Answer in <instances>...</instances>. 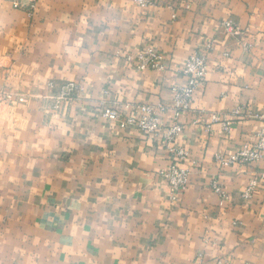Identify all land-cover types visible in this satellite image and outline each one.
<instances>
[{
  "label": "crops",
  "instance_id": "0c3cea01",
  "mask_svg": "<svg viewBox=\"0 0 264 264\" xmlns=\"http://www.w3.org/2000/svg\"><path fill=\"white\" fill-rule=\"evenodd\" d=\"M15 2L27 5L0 0V99L12 100L0 103V264H264V159L215 160L264 128V0H37L31 16ZM146 48L162 71L125 60ZM193 53L206 56L207 74L178 120L171 147L184 159L162 132L102 118L104 108L138 119L143 105H167ZM48 82L82 92L55 111ZM236 109L229 135L205 129L210 114ZM158 118L172 123L169 111ZM174 163L189 176L171 203L159 172Z\"/></svg>",
  "mask_w": 264,
  "mask_h": 264
},
{
  "label": "built area",
  "instance_id": "2783aa9c",
  "mask_svg": "<svg viewBox=\"0 0 264 264\" xmlns=\"http://www.w3.org/2000/svg\"><path fill=\"white\" fill-rule=\"evenodd\" d=\"M37 0H27V5L21 7L19 3L15 2L13 7L16 9H23L28 16L33 14ZM140 8L158 7L161 5V0H133ZM224 29L232 36L239 35V31L229 22L224 23ZM125 60L128 63H134V67L139 72L144 71H162L163 58L162 56L151 48H146L137 53L133 59L127 55ZM179 73L186 79L183 86L171 88V101L167 105H143L139 109L141 115L138 119L123 118L120 110L114 107L104 108L101 116L110 121H118L121 125H132L138 128L142 133L151 136L162 132V140L165 143L169 152L176 160L185 158V153L180 149L171 147L180 133L183 131V126L178 123L181 114L190 110V102L194 95L196 88L204 81L207 74V59L203 54H191L185 64L180 68ZM82 92L80 84L75 82H48L46 84V94L44 99L51 102V108L58 111L60 108L76 101ZM105 94V93H104ZM4 100H11L10 96H5ZM169 111L171 112L172 123L168 127H164L159 122V114ZM248 115V114H247ZM240 117V110L236 109L229 114H210L209 124H204L207 131L211 130L212 125H220L222 133L229 135L232 127L231 118ZM248 117H250L248 115ZM264 120V115L259 116ZM197 122V121H196ZM199 122V121H198ZM264 159V128H262L256 135L253 144H245L236 153L229 156L217 155L216 162L221 167L230 166H252ZM159 176L167 183L168 186V201L171 203L177 202L178 198L185 191L188 184V170L179 168L176 163L170 165L167 169L161 170ZM257 182L251 180L244 190L242 197L249 199L256 187ZM211 188L216 196L221 199H227L228 196L225 190L217 183L213 182ZM220 264V263H218Z\"/></svg>",
  "mask_w": 264,
  "mask_h": 264
},
{
  "label": "clouds",
  "instance_id": "9594fccd",
  "mask_svg": "<svg viewBox=\"0 0 264 264\" xmlns=\"http://www.w3.org/2000/svg\"><path fill=\"white\" fill-rule=\"evenodd\" d=\"M44 112L47 114L48 112H49V109L48 108H45L44 109ZM5 119H7V116L5 117ZM57 116L56 115H52V117H51V121H52V123H56L57 122ZM42 134V133H41Z\"/></svg>",
  "mask_w": 264,
  "mask_h": 264
},
{
  "label": "rangeland",
  "instance_id": "374dc122",
  "mask_svg": "<svg viewBox=\"0 0 264 264\" xmlns=\"http://www.w3.org/2000/svg\"><path fill=\"white\" fill-rule=\"evenodd\" d=\"M11 101H12V100H10V101H9V100H6V101H5L4 98H3V99H0V103H8V102H11Z\"/></svg>",
  "mask_w": 264,
  "mask_h": 264
}]
</instances>
